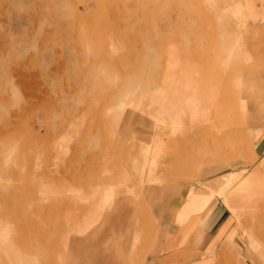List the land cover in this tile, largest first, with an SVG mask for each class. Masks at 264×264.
Wrapping results in <instances>:
<instances>
[{
  "label": "rangeland",
  "instance_id": "1",
  "mask_svg": "<svg viewBox=\"0 0 264 264\" xmlns=\"http://www.w3.org/2000/svg\"><path fill=\"white\" fill-rule=\"evenodd\" d=\"M263 154L264 0H0V264H264Z\"/></svg>",
  "mask_w": 264,
  "mask_h": 264
},
{
  "label": "crops",
  "instance_id": "2",
  "mask_svg": "<svg viewBox=\"0 0 264 264\" xmlns=\"http://www.w3.org/2000/svg\"><path fill=\"white\" fill-rule=\"evenodd\" d=\"M259 158H260L259 164L262 166V169L264 170V154L261 155V157H259ZM212 216H213V220H212ZM208 220L213 221L211 228L214 229L213 234L215 236L218 233V231L220 230V228L223 226V224L226 223L227 218L220 216V214H218V213L216 214L214 212V209H213L207 218V222H208ZM168 233H172V232H168ZM174 238H176V237H174ZM175 242L176 241L171 242V240L168 239L167 242H165V245L163 246V250H161V252H160L161 257H165V255H167V256L165 258H163V260H160L157 262L152 261V264H166L167 262H172L173 260H175L176 256L173 254H170V251L172 250V246H170V245H174L171 243H175Z\"/></svg>",
  "mask_w": 264,
  "mask_h": 264
},
{
  "label": "bare ground",
  "instance_id": "3",
  "mask_svg": "<svg viewBox=\"0 0 264 264\" xmlns=\"http://www.w3.org/2000/svg\"><path fill=\"white\" fill-rule=\"evenodd\" d=\"M251 4V3H250ZM253 5H251V7H252ZM127 121V120H126ZM124 123V122H123ZM145 139V138H144ZM45 151V150H44ZM45 154H46V151H45ZM216 196V195H215ZM119 205L117 204H114L113 205V213H112V215H119V214H121L119 211H118V209H119V207H118ZM121 207H123V209H124V206L123 205H121ZM123 213V212H122ZM122 215H124V214H122Z\"/></svg>",
  "mask_w": 264,
  "mask_h": 264
}]
</instances>
